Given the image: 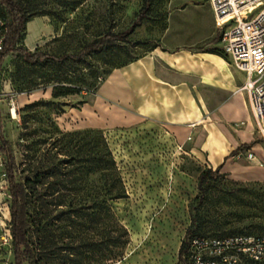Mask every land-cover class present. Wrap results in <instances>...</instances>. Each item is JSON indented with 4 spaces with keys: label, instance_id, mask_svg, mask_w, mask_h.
<instances>
[{
    "label": "rangeland",
    "instance_id": "1",
    "mask_svg": "<svg viewBox=\"0 0 264 264\" xmlns=\"http://www.w3.org/2000/svg\"><path fill=\"white\" fill-rule=\"evenodd\" d=\"M143 4L144 0H88L69 13L65 21L48 15L32 16L25 24L20 44L61 56L64 50L74 51L99 30L125 28ZM165 24L168 28L163 35ZM219 32L207 0H152L149 17L116 52L135 57L160 42L164 47H197ZM207 45L209 50L222 49L220 40ZM220 61L213 58L209 64L219 79L244 82L245 74L234 67L228 56L227 64L218 65ZM45 72L46 66L28 68L16 53L1 65L2 130L17 169L27 147H34L40 139L46 138L48 143L62 132L102 129L126 185L127 196L113 202V211L127 234L123 243L93 250L66 249L57 257L45 259L43 264H180L179 250L189 236L186 233L191 213L198 214L197 228L201 233L264 235V178L243 181L219 169L223 176L210 182L213 187L209 192L214 193V200L199 203L197 178L206 165L198 162L189 144L175 141L165 127L134 118L123 103L109 100L113 92L110 82L104 85L109 76L80 104L81 98L75 95L53 98L51 87L41 78ZM35 82L38 87L27 90ZM254 140L253 145L260 147L258 151L264 157V140L255 130L251 142ZM39 142L35 146L38 152L49 146ZM253 145L237 149L231 156L236 161H251L243 155L237 157L250 150L259 158ZM6 191L0 154V264H15ZM227 193H237V198H229ZM92 231L87 233L93 236ZM71 242L65 238L64 247Z\"/></svg>",
    "mask_w": 264,
    "mask_h": 264
},
{
    "label": "trees",
    "instance_id": "2",
    "mask_svg": "<svg viewBox=\"0 0 264 264\" xmlns=\"http://www.w3.org/2000/svg\"><path fill=\"white\" fill-rule=\"evenodd\" d=\"M87 1L0 0V19L4 20L7 29L0 50V69L3 61L16 53L30 69L46 66L47 72L42 73L41 78L51 87L53 98L75 95L83 104L85 97L98 90L112 69L124 67L160 45L152 44L144 54L135 57L130 53L122 56L116 52L120 44L130 41V36L149 17L152 0H144L125 28L99 30L91 39L83 40L74 51L64 50L61 56L39 48L30 50L20 44L30 17L48 15L65 21L69 13ZM86 28L89 29V25ZM166 28L167 24L164 30ZM219 36L217 33L204 45L184 49L208 51L207 44H214ZM211 52L226 55L222 49ZM37 87L35 82L27 90ZM47 140L36 141L32 148L28 146L17 169L11 147L3 134L0 112V154L9 197L10 238L15 264H43L45 259L57 257L66 249L93 250L117 245L125 241L127 234L113 211V202L127 196L126 185L104 131L97 128L73 130L60 133L48 143ZM38 142L49 146L38 152L35 147ZM254 142L256 140L241 147H250ZM220 167L202 166L199 170L196 196L199 203L214 200V193L209 192L213 187L210 182L223 176ZM227 195L237 198V193ZM198 221V214L191 213V225L186 233L189 236L179 250L181 257L188 240L194 235L221 237L236 234L201 233L197 228L200 226ZM90 229L93 236L87 233ZM65 238L72 242L64 247Z\"/></svg>",
    "mask_w": 264,
    "mask_h": 264
},
{
    "label": "crops",
    "instance_id": "3",
    "mask_svg": "<svg viewBox=\"0 0 264 264\" xmlns=\"http://www.w3.org/2000/svg\"><path fill=\"white\" fill-rule=\"evenodd\" d=\"M194 46L164 47L160 42L141 58L114 70L104 82H110L113 91L109 100L123 103L134 118L165 127L175 141L190 145L200 164L221 165L222 172L243 181L264 178L260 147L253 145L259 158L251 161H236L230 154L253 139L247 97L239 89L243 82L219 79L210 60L227 64V56L184 49ZM234 123L238 126L232 127Z\"/></svg>",
    "mask_w": 264,
    "mask_h": 264
},
{
    "label": "built area",
    "instance_id": "4",
    "mask_svg": "<svg viewBox=\"0 0 264 264\" xmlns=\"http://www.w3.org/2000/svg\"><path fill=\"white\" fill-rule=\"evenodd\" d=\"M207 2L220 30L223 52L245 74L239 89L246 94L253 130L264 140V0ZM6 32L5 22L0 19V50ZM190 126L194 127L195 123ZM240 155L248 159L255 157L250 150L238 153L237 157ZM180 264H264V235H194L188 240Z\"/></svg>",
    "mask_w": 264,
    "mask_h": 264
}]
</instances>
